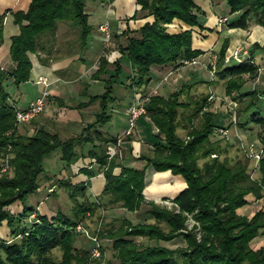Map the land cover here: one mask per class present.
<instances>
[{
    "label": "trees",
    "instance_id": "trees-1",
    "mask_svg": "<svg viewBox=\"0 0 264 264\" xmlns=\"http://www.w3.org/2000/svg\"><path fill=\"white\" fill-rule=\"evenodd\" d=\"M135 1L152 18L144 20L119 46L120 54L125 53L128 57L129 70L125 77L130 86L144 84L149 79L151 64L180 63L182 58H189L199 50L190 44L193 25L200 24L197 17L200 9L193 0ZM226 2L231 10L240 9L229 25H244L248 15L264 25V0ZM6 10H0V37ZM10 12L12 20L18 24V31L9 36L8 57L11 62L0 65V156L8 154L4 161L11 168L10 174L0 170V223L4 222L8 227V236H0V264H94L97 256L90 254L91 248L73 244L74 225L84 213L106 201H118L127 209L143 213L137 221L121 216L117 225L97 229L99 235L108 233L117 264H264V243L256 247L248 243L264 227V206H257L249 215L238 210L250 199L246 194L251 193V197L257 198L263 193V178L250 177L245 160L229 162L225 156H217L220 146L208 135L215 125L222 124L214 120L212 111L201 109L202 98L195 100L190 113L200 110L202 122L197 127H190L188 136L183 139L175 130L178 124L175 105L188 102L177 99V90H171L166 96L155 92L149 94L144 102L145 113L139 117L146 116L150 122L144 134L151 147L149 151L137 154L142 159L138 166L117 160L118 152L108 156V144L113 143L115 136L104 134L95 125L91 127V123L67 136H59L57 131L43 124L33 126L30 131L19 130L17 126L22 121L14 117L18 106L10 100L11 93L5 84L16 85L28 79L31 66L28 52L45 48V41L48 43L45 49H49L58 19L66 20L76 29L79 45L85 42L89 23L84 0H29L25 8L11 9ZM173 18L186 26L169 28L168 23ZM261 47L264 49V45ZM106 62L105 56L99 55L91 75L97 76ZM111 63L112 73L103 78L104 90L89 95V98H98L95 121L100 123L109 116L105 107L106 102L114 97L110 82L120 69L119 55L112 58ZM255 72L256 64L249 57H241L219 65L214 75L223 78L226 91L233 97L248 95L251 104L256 99L253 88L240 87ZM30 119L32 117L27 120ZM263 119L257 108H251L237 122L245 125L250 121L261 126L258 137L264 152ZM85 141L90 142L85 153L94 157L97 167L81 166L79 169L87 177L99 170L104 179L95 198H76L77 193L86 189L87 178L70 182L68 177H61L56 180L67 187L72 198L71 214L60 209L49 214L30 202H23L28 193L38 188L43 156L58 149L59 157L68 166L81 151L76 145ZM210 152L215 154L210 155ZM199 157H203L201 163L197 162ZM263 159L262 155L259 159L261 166ZM114 165L119 166L116 172L112 171ZM146 166L153 169L147 179ZM166 168L179 173L185 182L183 186L182 183L174 187L176 190L181 186L169 198L170 206L145 198L141 191L151 182L154 173L166 171ZM15 200L21 202V207L13 211L9 204ZM188 216L193 220L189 226ZM135 235H140L141 239L135 240ZM174 236H180L183 244L168 246L159 241ZM54 245L61 249V257L57 260L48 254Z\"/></svg>",
    "mask_w": 264,
    "mask_h": 264
},
{
    "label": "crops",
    "instance_id": "crops-1",
    "mask_svg": "<svg viewBox=\"0 0 264 264\" xmlns=\"http://www.w3.org/2000/svg\"><path fill=\"white\" fill-rule=\"evenodd\" d=\"M28 1L0 0V10L8 9L2 17L0 65H7L11 62L8 57L9 36L18 31V24L12 20L10 10L25 8ZM193 2L200 9V12L197 11L200 24L193 25L190 40L191 46L199 49L197 53L192 55L196 57V61L180 63L171 61L162 64H151L149 66L150 77L141 86H149L153 93L166 95L176 85L180 87L182 83L186 85L183 89L188 87V90L193 84H205L211 77L206 64L211 60L212 52H217L222 43L224 45L223 52L228 54L226 55V60L222 61L220 59L219 65L240 60L241 57H249L256 64V72L252 77L253 79L244 80L242 83L244 86L241 85L240 89L253 88L256 98L264 97V49L261 47L264 45V25L255 21L252 15H248L245 18L244 25H229L228 22L238 16L240 9L231 10L226 0H193ZM84 11L86 12V20L89 23V30L84 44H78L76 29L70 26L66 20L63 19L61 22H56L54 41L49 49H45L48 47L46 46L48 43L45 41V48L38 47L34 51L28 52L31 59L28 79L20 81L15 85V88L13 87L12 89L10 87L9 89L11 93V96H9L10 100L18 107H23L27 100L39 93L41 89L44 88L47 91L44 106L31 119L28 124V131L32 130L33 126L37 124H43L57 131L59 136H67L79 132L83 126L91 123V127L95 125L100 130L107 132V129L103 128L106 121L101 123L95 121V112L99 108L98 98H89V95L99 93L104 89L103 84H100L103 83L100 77L112 73V58L119 55L120 68L122 66V68H126V71L129 70V62L127 63L128 66L123 63V57L125 56H123L124 53L120 54L119 46L124 44L125 37L128 34L132 33L144 20H150L152 15L140 9L139 4L135 0H84ZM222 15L225 16V19L217 22L218 16ZM104 21L107 23L109 30L107 40H104L103 31L97 26L99 22ZM179 26H186V24L177 18H173L168 23V27L171 29ZM233 49H236L235 55L232 53ZM107 50L109 51V58L105 56L107 62L103 70L93 77L91 72L97 66L98 56L105 54ZM247 51H249V54ZM38 74L46 77V84L37 80ZM25 81L38 86V90L33 96L27 97L25 89L20 88V85ZM57 81H61L60 84L57 85ZM49 84H51L50 88L48 87ZM147 84L149 85L147 86ZM130 88V94L123 103L122 109L124 124L126 118L125 107L131 99L134 85H131ZM21 95L25 96L22 100ZM124 124L121 126V130L125 127ZM245 125H248V122ZM105 132L104 134L106 135L119 133L117 131ZM146 139H149L148 136L138 138L135 129L131 133L122 136L117 145L118 147L116 146L118 150L117 160L134 166L141 165L142 161L137 158V154L143 149L144 152L149 151L151 147L150 142ZM88 145L89 141L76 145L77 149L81 151L75 159H79L84 165V162L92 158L93 161L87 162L86 167L93 169L97 167V162H95L93 156L85 153L89 147ZM70 165L71 162L69 163V168ZM118 168V165H114L112 171L116 172ZM164 170L167 171L166 177L171 182L174 179L179 180L182 178L179 173H172L168 168ZM67 171V168L62 166L57 177H67ZM146 171H149L151 175L153 169L148 167ZM72 172L73 170L70 168L69 173ZM85 174L79 169L77 173L68 175L69 181L75 182L76 180H85L87 178L88 184L86 188H89L92 194L95 191H99L104 181L102 172L98 170L88 177ZM56 182L58 184L57 180ZM50 183L54 182H47L46 187ZM184 184L185 182L181 186ZM46 187L45 191L47 192ZM180 187L174 190L170 196ZM16 202L18 200L14 203ZM20 207L21 205L17 204L14 208L10 207V209L16 211ZM250 208L251 205L246 202L239 206L238 210L249 215L254 210ZM0 236H8V227L4 222L0 223ZM258 241L259 244L262 243L261 240Z\"/></svg>",
    "mask_w": 264,
    "mask_h": 264
},
{
    "label": "rangeland",
    "instance_id": "rangeland-1",
    "mask_svg": "<svg viewBox=\"0 0 264 264\" xmlns=\"http://www.w3.org/2000/svg\"><path fill=\"white\" fill-rule=\"evenodd\" d=\"M61 20L63 19H58L57 22H61ZM223 49H224V45L221 43L218 51L212 52L211 60L208 61V63L206 64V67L208 68L211 77L207 82H205V84L203 85L193 84L191 87H189L188 90V87H186V89L185 88L183 89V87H185L186 85L182 83L180 84V87L179 85H176L173 89H171L178 91L177 94L178 100L188 102V104L179 103L178 105H175L177 110L176 118L178 120L177 122L178 124L175 127V130L183 139H185L188 136L187 130L190 129V127L199 126V124L202 122L203 114L200 112V110L192 113V115L190 113L194 106L193 104L195 100L198 98H202L201 109L212 111L214 113V120L218 122L220 121L222 124V125H215L214 128L212 129V133L208 135L209 138H211L212 140L216 139L215 141H217L220 146L217 156L219 158L225 156V158L229 162H234L238 159L243 161L245 160L247 162V170L249 172L250 177L259 178L260 176H262L263 178L262 179L263 193L259 197L253 198L251 197L252 196L251 193L246 194L247 198L248 199L250 198L248 200V203L251 205L250 209H254L258 205L264 206V159L262 166L259 161L262 155L264 158L263 147H262L263 153L260 155L259 158L253 155V152L257 151L258 146H262L261 141L259 140L258 137L259 136L258 132L261 131V126H259L258 123L256 122H250L248 125H240L237 121L238 119L243 118V116L246 115L247 112L251 110V108L252 109L257 108L258 114L264 116V97L262 98L258 97L255 100L253 99V102L250 104L249 100L251 98L248 95L237 98V97H233L230 93L226 91L223 78H217L214 75L215 69L218 68L220 64L219 62L220 59H222V61L226 60L225 56L228 53L227 54L224 53ZM220 50H222V52H220ZM108 53L109 51L107 50L103 55L108 56ZM123 56H125L123 57L124 58L123 63L127 65L128 57L125 53ZM191 57H193L196 61V57L194 56ZM107 58H109V56ZM127 71L125 67L122 68L121 66L117 74L113 76L110 82L111 93L114 95V97L106 102L105 110L111 115L109 118H107L106 122L103 125V128L107 129L106 130L107 132L103 131V133L104 132L110 133L113 131L119 132L117 134H114L113 136L118 134L121 135V131L124 129L123 128L121 130V126L124 124L123 123L124 115L122 110L123 103L128 98L131 91L130 85L127 84L128 78H125V74ZM104 77L105 76L100 77L102 81ZM247 79L251 80L253 78H247ZM60 82L61 81H57V85L60 84ZM100 84H103L104 87V83H100ZM148 85L149 84H147V86ZM10 87L13 89V87L15 88V85L12 84L7 86L5 84L6 89L9 90ZM48 87L50 88L51 84H49ZM20 88L25 89V94H27V97L33 96L38 90V86L36 84L29 83V81L23 82L22 85H20ZM150 90L151 89L149 86L146 87L144 85L141 86V84L140 85L134 84V88L131 93V99L133 96L136 97L137 94H140L141 95L140 97H144V102H145L149 94L153 93L152 90L151 91ZM23 98H25V96L21 95V100ZM144 113L145 110L141 114ZM141 114H139L137 118ZM137 118L134 126V129L136 130V135L138 138H140L141 136L146 137L144 131L146 130V127L150 125L149 124L150 122L148 121V119H146V117L141 116L139 117L137 124ZM30 121L31 119L22 120V122L18 123L17 128L19 130L28 131L29 130L28 124L30 123ZM124 125H126V118ZM224 127L227 128L225 133H222L221 132L222 130L221 131L218 130V128H224ZM153 128H155V126H153ZM114 142L115 140H113V143H111V145H113ZM88 146H90V142ZM117 147H115L116 150ZM141 149H142V145H141ZM214 152L216 153V151ZM214 152L213 153L210 152L209 154L214 155L215 154ZM7 155L8 154L6 153L3 156L2 155L0 156V170L7 171V173L10 174L11 173L10 165L7 163V161H4L7 160L8 158ZM202 160L203 157H199L197 159V162L201 163ZM91 161H93L92 158H90L87 162L89 163ZM87 162H84L83 165V163L80 162L79 159L73 160L70 165V168H72L73 172L69 173L70 171L69 165L68 166L64 165V162L59 157L58 149L51 150L48 154H46L42 158L43 172H41L39 175L38 189H35L32 192L28 193L23 202L25 203L30 202L33 205H36V207L40 211H44L49 214L53 213L55 209H60L71 214L70 207L72 204V198L68 195L67 187L64 184H57L56 179L58 178L57 176L59 175L58 173L62 166H65L67 168L68 173L66 175L68 177L69 174H74L75 172L77 173V171L81 166H87ZM146 169H148V166H146ZM167 174H168L167 171H159L152 175L151 182L145 187L144 190L143 188L141 190L145 198L153 199L155 202H159L167 206H170L172 204L171 201L169 200V198L171 197L170 194L174 191V187L183 183V179L182 178H180L179 180L174 179L171 182L167 179L166 177ZM149 176H150L149 171H146L145 178L147 179ZM50 181L54 182L55 184L50 183L46 187V183ZM45 187L47 188V192L45 191ZM99 191H95L94 194H92L91 190L89 188H86L82 193L81 192L77 193L76 198L77 199L95 198V195ZM160 193L162 194L160 195ZM162 196L165 197L162 198ZM15 201L11 202L9 206L14 208L17 204L21 205L20 201L14 203ZM121 216H125L130 221L134 222L137 221L138 219H141L143 217V213L138 210H128L127 208H125V206L120 205L118 201H112V202L106 201V203L100 204L97 207H95L93 211L84 213L82 219L76 222L79 223L83 227V229H77L75 227L76 226L75 223L74 230L76 231V233L74 234L73 244L76 246L81 245L90 249L94 243H97L98 246H100L99 249L101 251H98L96 255L97 259H94L95 260L94 264L96 263L111 264L110 262H112L113 264H117L118 260L117 257L113 255L112 248L110 246V237L109 235H107L108 233L104 235H99L96 231L98 228L101 227L108 226V228H110V225L113 226L117 225L118 219ZM26 218L24 217V220H26ZM147 219L150 220L151 218H147ZM192 221L193 220L191 219V217L188 216L187 217L188 226L191 225ZM162 225L164 224L162 223ZM134 239L139 240L141 239V237L140 235H135ZM258 240H261L262 243H264L263 241L264 227H262V229L260 228V230L249 239L248 243L251 247H256L262 244V243L259 244ZM159 241L161 243L164 242V244L168 246H174L175 244H183V240L181 239L180 236H174L173 238L166 240H159ZM48 254L53 259L57 260L61 257V249L59 248L58 245H54L48 250Z\"/></svg>",
    "mask_w": 264,
    "mask_h": 264
},
{
    "label": "built area",
    "instance_id": "built-area-1",
    "mask_svg": "<svg viewBox=\"0 0 264 264\" xmlns=\"http://www.w3.org/2000/svg\"><path fill=\"white\" fill-rule=\"evenodd\" d=\"M225 19V16H218L217 18V22L222 21ZM98 28L101 29L103 31V37L104 40L108 39L109 36V30H108V26L107 23L104 22H99L97 24ZM233 55H235L236 53V49L232 50ZM226 59V56H225ZM195 59L193 57H189V58H182L181 62H187V61H194ZM37 80L42 82L43 84L47 83V79L45 76H42L41 74L37 75ZM46 89H41L39 91V93H37L36 95H34L32 98L28 99L26 104L23 107H16L14 110V117L17 121H22V120H27L31 117H33L36 113H38L44 106V102H45V96H46ZM140 94H137L136 97H132V99L127 103L126 107H125V111H126V125L124 127V129L121 131V135H115V142L113 145H108L107 148V152H108V156L118 152V150L115 149V147L118 145V143L120 142L122 136H125L129 133H131V131L134 129L135 123H136V118L139 114H141L142 112H144L145 107H144V97H140ZM262 124L264 125V119L262 121ZM219 131H221L222 133H225L227 128H218ZM213 153V152H212ZM262 146H258L257 151L253 152V155L256 156L257 158L260 157V155L262 154ZM251 154V153H250ZM77 229H83V227L79 224L76 223L75 226ZM99 251V247L97 243H94L91 246V255L92 256H96L97 253Z\"/></svg>",
    "mask_w": 264,
    "mask_h": 264
}]
</instances>
